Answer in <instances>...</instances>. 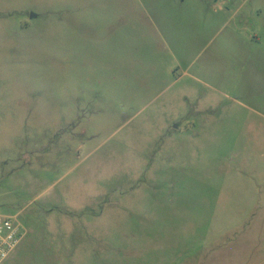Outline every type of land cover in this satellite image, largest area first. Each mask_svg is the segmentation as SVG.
Returning <instances> with one entry per match:
<instances>
[{"label":"rangeland","instance_id":"1","mask_svg":"<svg viewBox=\"0 0 264 264\" xmlns=\"http://www.w3.org/2000/svg\"><path fill=\"white\" fill-rule=\"evenodd\" d=\"M0 214V264H264V0H0Z\"/></svg>","mask_w":264,"mask_h":264},{"label":"built area","instance_id":"2","mask_svg":"<svg viewBox=\"0 0 264 264\" xmlns=\"http://www.w3.org/2000/svg\"><path fill=\"white\" fill-rule=\"evenodd\" d=\"M26 233L17 216L0 214V263L7 261L15 253Z\"/></svg>","mask_w":264,"mask_h":264},{"label":"water","instance_id":"3","mask_svg":"<svg viewBox=\"0 0 264 264\" xmlns=\"http://www.w3.org/2000/svg\"><path fill=\"white\" fill-rule=\"evenodd\" d=\"M33 17H36V15H33Z\"/></svg>","mask_w":264,"mask_h":264}]
</instances>
